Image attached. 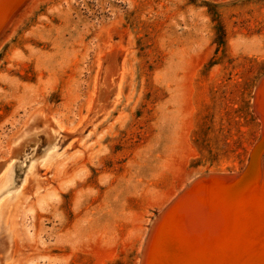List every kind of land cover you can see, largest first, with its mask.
I'll list each match as a JSON object with an SVG mask.
<instances>
[{"label": "rangeland", "instance_id": "374dc122", "mask_svg": "<svg viewBox=\"0 0 264 264\" xmlns=\"http://www.w3.org/2000/svg\"><path fill=\"white\" fill-rule=\"evenodd\" d=\"M111 46L128 66L122 99L75 134ZM35 116L62 127L59 159L81 153L41 166L54 143L41 131L11 148ZM263 136L264 0H0V166L9 156L14 166L0 202L29 163L42 180L22 209L14 264H142L140 241L184 189L187 208L209 201L246 239H264V192L244 195L264 179V150L248 184L209 194L194 184L210 170L216 181L238 174ZM245 201L255 216L240 218Z\"/></svg>", "mask_w": 264, "mask_h": 264}, {"label": "bare ground", "instance_id": "6f19581e", "mask_svg": "<svg viewBox=\"0 0 264 264\" xmlns=\"http://www.w3.org/2000/svg\"><path fill=\"white\" fill-rule=\"evenodd\" d=\"M104 55H109L110 61L106 62L101 76H99V72H101L99 70L102 68L101 63L100 61L97 62L92 92L84 116L79 125L70 130L76 132L75 134L80 135L82 127L87 123H91L96 116H109L122 99L121 81L128 68L125 58H122L121 62L116 64L113 46L109 47L108 52H105ZM99 59L101 60V57ZM90 115L92 116L90 117ZM28 123L31 129L26 133L18 132L19 134L17 133V136L11 141V148L14 145L16 147L18 143L22 142L23 144L27 139H31L37 131L47 134V139L54 142L57 137V134L54 133L55 128H62L59 125L52 124L49 118H40L39 116L32 117ZM104 131L105 129L96 133L94 140L101 138ZM79 141H82V138ZM46 150V154L40 157L41 166H56L57 169H61L66 164V159H73L81 153V151H72L69 154L67 153L66 158L59 159L63 152L61 154L56 152L58 151L56 142L48 144ZM12 158L13 156L7 157L3 161V165L0 166V187L8 184L11 180L9 173L11 172L10 169L14 167ZM210 171L212 174V170ZM211 174H209L211 177L208 178V181L202 182L201 178L198 177L194 183L195 186L203 188L205 193L208 194L217 190L229 191L234 187L239 188V186L249 183L248 180L242 179L241 182L236 180L235 184H231L226 180L224 183H220L224 179L216 181ZM259 175H254L255 179L252 181V185L246 189L244 195L245 198H248L247 201L253 199L257 193L264 192V179L262 175L261 177ZM40 177L34 163H29L20 185L10 188L11 194L8 190L6 196L0 202V244L4 249L3 256H0V264H6L7 262V264H14L17 253L13 255L12 248L14 239L19 236V225L21 224V217L24 215L22 209L30 196L29 194L37 192L40 188L42 182ZM193 180L194 178L191 182L189 180V186L193 183ZM28 182H31V189L25 187ZM184 190L175 193L176 195L174 194L175 197L167 205L166 210L163 208L156 221L152 223L146 242L143 239V241H140V246H144L140 261L142 264H264V239L258 242L257 240L246 239L242 231L239 230L240 222L236 219L233 222L225 223L216 218L214 207L209 201L198 209L187 208L184 201L190 196V191ZM247 201L240 206V218L250 215L255 216L254 213H256L257 207L255 204L248 205ZM157 234L159 235L157 236ZM178 238L185 241L182 242V247H185L187 251H183L178 246ZM203 239L204 243H202ZM183 252H186V254L183 255Z\"/></svg>", "mask_w": 264, "mask_h": 264}, {"label": "water", "instance_id": "95a60500", "mask_svg": "<svg viewBox=\"0 0 264 264\" xmlns=\"http://www.w3.org/2000/svg\"><path fill=\"white\" fill-rule=\"evenodd\" d=\"M253 148L255 151L250 153L246 166L238 174L232 175V174H228V173L227 174L221 173L218 176L221 177V179H224L226 181H229V179L234 180V181H232V184H235L236 180H238V182H241V179L242 180H250L251 177L253 176V174L255 173L256 168L258 166L260 154L264 150V136L255 144V146ZM209 174L210 173L207 172V173L200 175L199 177L201 178V181L202 182L208 181V178L211 177V176H209Z\"/></svg>", "mask_w": 264, "mask_h": 264}]
</instances>
